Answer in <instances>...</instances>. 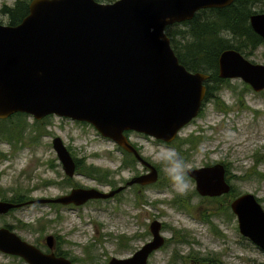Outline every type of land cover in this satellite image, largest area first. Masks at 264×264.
<instances>
[{"label":"water","instance_id":"obj_1","mask_svg":"<svg viewBox=\"0 0 264 264\" xmlns=\"http://www.w3.org/2000/svg\"><path fill=\"white\" fill-rule=\"evenodd\" d=\"M233 0H31L29 13L15 25L0 23V119L22 112L40 120L54 114L86 121L103 136L132 152L150 171L126 185L157 180V169L145 161L123 134L146 133L169 142L195 117L205 96L207 73L192 72L178 61L165 34L166 25L190 20L203 8H220ZM254 31L264 38V12L250 16ZM220 78H241L256 91L264 90V63L240 51L224 49L218 57ZM53 149L68 176L75 161L60 136ZM221 163L190 169L200 195L218 196L230 190ZM109 191L74 187L57 197L28 202L84 204L109 198ZM0 200V214L20 206ZM240 233L264 249V209L245 192L230 202ZM152 238L128 257H111L108 264H147L149 254L165 241L161 222L149 225ZM50 244L52 236H46ZM0 251L22 257L27 264H73L45 253L0 227Z\"/></svg>","mask_w":264,"mask_h":264},{"label":"rangeland","instance_id":"obj_2","mask_svg":"<svg viewBox=\"0 0 264 264\" xmlns=\"http://www.w3.org/2000/svg\"><path fill=\"white\" fill-rule=\"evenodd\" d=\"M3 1L12 4L14 0ZM0 21H8L2 12ZM173 28L185 30L187 26L179 24ZM247 57L264 63V43ZM217 94L230 109L224 113L215 107L214 100L204 101L199 115L179 132L181 138L190 134L200 137L195 138L197 146L183 145L187 149L185 161L190 168L224 163L228 168L227 180L235 190L255 194L264 209V174H252L253 170L264 173V90L245 89V82L237 77L220 83ZM240 94L243 101L239 100ZM24 118L27 129L21 133L19 141L0 140V150L5 154L0 157V191L7 193L5 197L18 191L25 193V199L56 197L68 190L69 185L63 180L65 174L51 144L55 135L69 146L73 156L84 158L86 165L108 168L116 186L141 170L138 164L119 168L123 154L100 137L94 127H82L80 122L70 118L51 115L45 122L39 120L44 132L32 141L34 118L29 114ZM10 124L4 119L1 125ZM130 138L141 146L142 154L154 162H160L159 148H168L154 139H138L134 134ZM174 141L176 143V139ZM257 160L261 161L257 163ZM161 167V182H169L163 165ZM71 179L73 184L80 186L110 189L109 185L81 173ZM130 186H125L117 199L88 201L73 209L63 205L55 208L23 205L0 215V226L13 224L15 231L32 243L44 241L47 234H58L64 238L62 247L67 253L83 259L76 264H108L110 257L128 256L150 239L149 223L157 219L166 225L162 232L166 239L174 238L151 254L148 264H186L190 261L185 256L187 253L213 255L223 264H264V250L241 235L231 210L233 215L229 217L216 212L220 205L225 210L229 197L221 196L212 203L196 192L193 179L183 198L171 182L142 190ZM1 197L0 194V200ZM145 198L148 203L143 205ZM178 201H183L187 208H179ZM18 262L26 264L21 258L0 251V264Z\"/></svg>","mask_w":264,"mask_h":264},{"label":"trees","instance_id":"obj_3","mask_svg":"<svg viewBox=\"0 0 264 264\" xmlns=\"http://www.w3.org/2000/svg\"><path fill=\"white\" fill-rule=\"evenodd\" d=\"M14 11L18 12L10 14L7 21L8 24L15 25L19 23L28 12L27 8L22 3L18 4V7ZM255 12H264V0H234L230 5L222 8L200 9L191 20L184 21V25L187 26L185 30L175 29L172 27L173 25L166 27V33L170 38L171 45L179 62L185 65L190 71H200L209 75L208 79L204 82L206 85L205 100H214L215 107L226 113L228 112L227 109H230V107L217 93L219 84L228 82L229 80L219 78L218 76V57L224 49L229 48H233L240 51L245 56H249L254 53L259 45L264 43V39L253 30L249 23L250 15ZM248 88H250L249 85L245 84V89ZM239 100L243 101L242 94L239 95ZM25 115L24 113L18 112L7 118V120L11 122L9 126L1 125L4 119L0 120V140L3 141V139H7L10 143L19 141L21 133L27 129V121L24 118ZM49 116L50 115L44 117L42 122H45ZM14 119H17L16 122ZM40 124L41 121L37 120H33V123H31L32 131L35 132L31 137L32 141H36L37 136L44 132ZM197 142L195 136H187L179 138L177 146L179 147L183 144L191 146V144H196ZM124 152L126 154V162L130 165H134V156L129 152ZM180 152L182 153V151ZM184 155L183 152L182 156L184 157ZM2 156H5V154L0 150V157ZM260 161L257 160V163ZM225 167L227 172V166ZM78 170L82 173L95 176L104 184L115 187V183L111 179L110 171L107 168L103 169L98 166L79 164ZM252 174L253 176H263L264 173L253 170ZM64 181L67 182L68 185L70 184L73 186L69 177H66ZM168 183L170 182H164L163 185ZM240 193L241 192L235 190L234 186H232L230 192L225 194V196L234 198ZM0 194L2 195L1 199L13 202L23 201L26 197L25 193L20 191L15 192L9 197H5L7 193L3 191H0ZM179 197L183 198L184 196L179 195ZM203 198L214 203L219 197ZM229 203L230 199H228L225 210L222 209L221 205L219 209L217 208V210H223V213L228 217L233 215L229 212ZM176 204L179 208H187L183 201H178ZM211 208L212 207H210V209ZM5 225L9 228H13L11 224ZM173 238L174 237L166 239L165 246L169 241L172 242ZM122 242L123 240L121 239V243ZM185 256L190 260L187 261L186 264H223L219 258L213 255L202 256L187 253ZM21 261L23 260L21 259ZM20 263L21 262H18L17 264ZM89 264H93V262H89Z\"/></svg>","mask_w":264,"mask_h":264},{"label":"flooded vegetation","instance_id":"obj_4","mask_svg":"<svg viewBox=\"0 0 264 264\" xmlns=\"http://www.w3.org/2000/svg\"><path fill=\"white\" fill-rule=\"evenodd\" d=\"M29 2H30V0H14L13 1V3L12 4H8L7 2H5V1H3V0H1V5H0V12H3V14L6 16V17H8L9 18V16H10V14L11 13H13V12H18V11H14L17 7H18V4H20V3H22V4H26L27 5V9H28V4H29ZM80 125L82 126V127H94L93 125H91V124H89V123H84V122H80ZM97 134L98 135H100L98 132H97ZM131 134H134V137H136V138H138V139H152L151 137H148L147 135H145V134H142V133H139V132H136V131H134V130H126V131H124V135L126 136V137H128L129 139H130V141H131V143L137 148V150L142 154V149H141V146L136 142V141H134V140H132L131 138H130V135ZM100 137H102L103 139H105V140H107V141H109V142H111L112 144H113V147L114 148H116V150H119L122 154H123V152H122V150L118 147V144H116L113 140H111V139H109V138H107V137H103V136H101L100 135ZM156 141V140H155ZM158 143H162L161 141H157ZM143 155V154H142ZM143 157L145 158V159H147V160H149L147 157H145L144 155H143ZM124 158V154H123V157H122V159ZM135 158V157H134ZM121 159V160H122ZM135 161H136V165L138 164V161H137V159L135 158ZM151 163H153V164H155V166L158 168V170H160L162 167V164L160 163V162H154V161H152V160H149ZM76 163H84V158H81V159H77V161H76ZM141 166V170H140V172L138 171V174H141V173H145V172H147L148 171V168L147 167H145V166H143V165H140ZM127 168H130V167H127ZM159 172V171H158ZM82 175H84L85 177H87V178H90V179H95V178H93L92 176H90V175H88V174H85V173H81ZM134 175H137V174H135L134 173ZM133 176V175H132ZM130 178V177H129ZM159 178V177H158ZM72 181V180H71ZM124 182H126V180L124 181ZM158 184H160V179L159 180H157L156 182H154V183H151V184H147V185H140V184H132L130 187H132V186H134L137 190L138 189H145V188H147V187H149V186H154V185H158ZM74 186H76V185H73V186H70V187H74ZM84 187V186H83ZM129 187V188H130ZM124 189H126V188H124ZM123 189V190H124ZM122 190V191H123ZM122 191H120V192H118V193H116V194H114V196H112V197H110V198H107V199H101V198H96V199H91V200H88V201H94V200H102V201H106V200H114V199H117L119 196H120V194H121V192ZM28 200H30V199H24L23 201H19V202H26V201H28ZM87 201V202H88ZM18 202V203H19ZM143 205H145V204H147L148 203V200L145 198L144 200H143ZM141 203V204H142ZM32 204H34L35 206H37V205H48V207H51V208H55V207H59L60 206V204H55V203H46V204H36V203H32ZM23 205H30V206H32L31 204H23ZM22 205V206H23ZM21 206V207H22ZM63 206H66V207H68V208H70V209H73V208H76V207H79V206H76V205H74V204H68V205H63ZM80 206H84V205H80ZM219 215H223V210H217L216 211ZM219 215H216V216H218V217H220ZM162 225V227H163V223L161 224ZM161 227V228H162ZM163 229V228H162ZM162 229H161V231H162ZM150 233V232H149ZM53 235V237H54V239H53V241H52V246L49 248V247H47V245L45 244V241H41V242H39V243H37L38 245H39V247L43 250V251H45V252H53L55 255H57V256H66V257H69V258H71V259H73V260H76V258H77V256H75V255H70V254H68L67 253V251H66V249H64L63 247H62V244H63V242H64V238H61L60 237V235H58V234H55V233H53L52 234ZM149 240V239H148ZM148 240H146V241H144V243L145 242H147ZM152 253V252H151ZM153 253H154V251H153Z\"/></svg>","mask_w":264,"mask_h":264},{"label":"clouds","instance_id":"obj_5","mask_svg":"<svg viewBox=\"0 0 264 264\" xmlns=\"http://www.w3.org/2000/svg\"><path fill=\"white\" fill-rule=\"evenodd\" d=\"M160 163L178 195H185L191 188L190 167L175 149L159 148Z\"/></svg>","mask_w":264,"mask_h":264}]
</instances>
